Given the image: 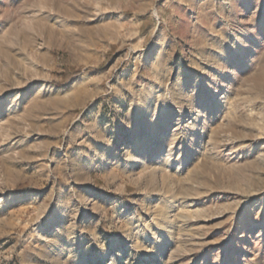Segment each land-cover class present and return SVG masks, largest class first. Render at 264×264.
I'll return each mask as SVG.
<instances>
[{"label":"rangeland","instance_id":"obj_1","mask_svg":"<svg viewBox=\"0 0 264 264\" xmlns=\"http://www.w3.org/2000/svg\"><path fill=\"white\" fill-rule=\"evenodd\" d=\"M0 264H264V0H0Z\"/></svg>","mask_w":264,"mask_h":264}]
</instances>
